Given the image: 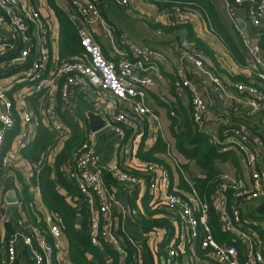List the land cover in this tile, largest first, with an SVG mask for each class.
Returning <instances> with one entry per match:
<instances>
[{
    "label": "built area",
    "instance_id": "built-area-1",
    "mask_svg": "<svg viewBox=\"0 0 264 264\" xmlns=\"http://www.w3.org/2000/svg\"><path fill=\"white\" fill-rule=\"evenodd\" d=\"M100 1L119 6L130 3V0H0L2 171L7 170L11 158L35 138L37 113L43 115L44 124L51 130L66 135L67 127L57 109L58 103L75 118L77 90L95 94L101 99L106 127L121 139L118 153L122 159L106 167L101 165L89 137L76 147L73 162L65 170L66 178L87 198L90 243L100 248L106 245L122 259L127 254L124 234L137 250L136 264H143L138 239L134 235L127 236L121 225L115 226L111 221L112 207L118 200L104 179V173L108 172L130 195L144 190L149 204L157 205L167 216L171 229L164 237L160 264H264V245L250 225L251 220L244 221L237 203L239 197H264L259 137L242 126L225 132V140L238 154L244 171L242 175H235L229 167H224L218 176L219 182L211 187L207 198L198 193L171 153L160 158L164 162L140 158L137 141L149 124L159 128V119L145 99L146 89L154 84L155 78L161 77L156 62L162 55L121 35L119 45L112 44V58L107 59L95 40L101 28L107 34L111 31L100 12ZM54 7L62 9L75 27L81 47L77 58H61L58 54ZM224 8L239 33L237 11L240 8H244L249 25L259 27L264 20V0H224ZM240 35L252 56L251 68L258 70L259 78L264 80L261 58L264 51L256 44L250 45L245 36ZM182 44L189 47L185 42ZM179 55L173 85L177 96H189L190 114L195 124H203L208 103L196 80L188 76L183 59L190 61L194 69L209 80L213 92L220 98H229L232 90L246 93L247 98L236 100L244 102L250 114L261 115L264 129L263 91L243 82L223 83L205 67L199 51L180 50ZM130 57L137 60L136 64ZM17 119L25 128L7 146V135L15 129ZM128 129L131 131L126 138ZM178 174L188 183L189 190L179 187ZM211 208L221 231L231 234L232 243L221 244L215 240L210 227ZM119 214L137 224L136 208L120 207ZM43 222V229L29 224L26 231L21 222L17 223L1 244L3 264L16 263L19 244L29 250L32 264H60L57 240L62 236L61 229L50 213ZM105 259L110 262V258Z\"/></svg>",
    "mask_w": 264,
    "mask_h": 264
},
{
    "label": "trees",
    "instance_id": "trees-1",
    "mask_svg": "<svg viewBox=\"0 0 264 264\" xmlns=\"http://www.w3.org/2000/svg\"><path fill=\"white\" fill-rule=\"evenodd\" d=\"M144 1L154 6L158 12L165 16L169 23V25L161 23H150V25L167 34L177 31V39L179 40L177 45L182 47L178 49L179 53L180 50L199 51L204 58L205 67L214 74H217L220 80L227 84L219 75L222 72H227L221 68L215 52L205 41L196 36L187 19L188 13H200L210 32L222 42L233 61L240 67H246L249 72V75L246 76L241 74L229 75V78L238 82L252 84L259 91L264 92V80L259 78L258 70L251 68L248 46L241 37L239 30L232 23L227 24L221 20L218 8L213 0ZM53 10L58 29V54L61 58H77L81 52V47L75 27L62 9L54 7ZM249 29L256 36L255 44L257 47L264 51V20L259 27L249 25ZM181 35L183 36L182 39L180 38ZM182 42H185L189 47H185ZM206 58L211 62L209 65L205 61L207 60ZM184 66L186 67V65ZM186 72L190 78H193L188 71ZM173 81L174 77L172 75L170 84L171 93L174 95L172 96L173 100L170 103L164 104L168 119L169 140L157 136L155 142L147 150L143 149V143H139L137 155L140 158L164 162L158 154L171 153L177 158L179 166L186 172L187 177L192 180L194 188L201 196L207 198L211 187L219 182L218 176L224 171L223 165H227V167L233 170L235 175H242L243 173L238 154L231 148V145L228 144L229 142L225 140L227 136L225 132L233 127L242 126L240 125L242 123L244 125L242 127L249 129L253 135L259 137L260 143H262L261 162L264 165V129L261 115L256 114L257 117L246 121L242 114L243 103L234 100L227 107L228 114L218 115L213 120H208L206 114L203 124L199 126L191 118L190 105L188 103L183 105L180 102L179 99L181 98L176 94ZM234 92L240 99L247 98L246 93L237 90ZM61 107V103H58L57 109L67 127L66 135H59L44 123H41L37 127L33 141L19 151L27 161L32 164H38V172L32 175L30 179L31 184L38 187L41 202L49 212L53 213L54 220H56L62 235L67 240V258L69 263L107 264L103 255L104 253L109 256L110 264H121V262L123 264H136L137 250L124 234H122L123 243L125 244L127 254L122 259L106 245L100 248L99 245L90 243L88 201L79 192L77 187L65 177L64 172L73 162V153L76 147L81 142L89 140V134L86 131L87 119L85 110L92 107L86 104L83 109H79L75 105V118L70 115L68 109ZM212 122L218 125L215 135L209 130ZM237 122H240V124ZM79 124L83 125L82 127L84 128H81ZM129 133L130 129L126 131V138L129 136ZM9 138L10 135H7L6 143ZM192 167L196 168L197 171L193 172ZM1 170L0 164V175ZM104 174H107L106 177L110 180V183L117 185L116 180L110 173ZM53 176H55L56 181L52 178ZM178 176L179 187L189 190L188 183L184 181L181 175L178 174ZM106 177L104 175V179ZM18 178L20 181L19 200L29 210L31 209L30 203L32 198L28 194V187L21 182L22 178L20 174H18ZM107 184L109 183L107 182ZM66 194L68 198L65 197ZM135 197V193L131 195L128 193V202L132 206L137 205ZM237 203L241 215L245 218L244 221L248 222L251 220L250 225L264 245V197L259 199L239 197ZM76 205H79V212L82 216L80 230H77L75 225ZM141 206L143 210L137 211L135 217L137 224L135 225L131 222L137 232L134 237L138 239L141 246V259L143 264H160L161 252L165 245L164 237L169 233L171 225L165 213L157 205L149 204L147 193H144L141 198ZM210 212V227L215 240L221 244L223 242L232 243L231 234L221 231L212 208ZM32 223L40 229L45 227L43 221H37L35 218L32 219Z\"/></svg>",
    "mask_w": 264,
    "mask_h": 264
},
{
    "label": "crops",
    "instance_id": "crops-1",
    "mask_svg": "<svg viewBox=\"0 0 264 264\" xmlns=\"http://www.w3.org/2000/svg\"><path fill=\"white\" fill-rule=\"evenodd\" d=\"M139 1L142 2V0H130V3H129L130 5L129 6L127 5L128 7L125 6L126 9L130 10L132 19L135 20L133 24V28L137 30V32H134L135 35L125 34L128 36H124L123 34H121L123 32L120 31V29H117L116 26L112 23V21H110L102 13V10H100L101 14L104 17H106V19L109 21L110 24L108 23L107 25L110 27L111 31L109 34H107L101 28L100 34L97 35L95 40L100 45L102 52L107 59L112 58L111 56L112 44L114 46H118L119 36L121 35L124 37H127L128 39L134 42L137 41L135 43L139 45L148 47L152 50H156L160 52L162 55V58L158 62H156V66L159 69L161 77L155 78L154 84L146 89V99H145L147 106L157 115L159 119V128L156 129L155 127H153L152 124H149L148 128L144 131V134L142 136L143 138L140 137L139 140L137 141L138 144L143 143V149L147 150L155 142V139L157 136H160L163 139L169 140L168 119H167V113H166V108L164 104L170 103L173 100L172 96L174 95H172L171 93L170 80L173 75L177 61L180 59V55L178 51L179 46L177 45L178 44L177 42L179 41L177 39L178 38L177 31H173L172 33L167 34L160 29L153 28L150 25V23H161L163 25H169V23L167 19L165 18V16H163L160 12H158L156 8L148 2H146V6L145 4L142 6L144 7V9H146V11H150L152 14L150 13L151 14L150 16L148 13H146L148 16L139 15L138 14V12L140 11L139 4H141V3H138ZM222 1H223V6H224V0ZM101 2L102 1L99 2V5H98L99 8L101 5L100 4ZM189 14L190 13H188L187 15V19L189 20V23L191 24L192 29L195 32L196 36L200 37L203 41H205L207 45L215 52L216 56H218L217 52L212 46V43L214 41L216 43L218 42L219 46L224 48L227 51V49L222 44V42L212 33L210 35L211 41H206L200 35L198 31V28L200 26L199 20L195 19L194 21H191L192 19L189 17ZM192 15H194L193 17H195L197 13H192L191 16ZM237 17L238 19H242L245 24L242 29L240 28V34H243L245 36L246 41L250 45H254L256 43V36L254 33L250 31L249 24L247 23V21H245L244 8H240L237 11ZM180 38L182 39L183 36L181 35ZM228 56H229V61H230L228 66L232 67V69L234 70L233 73H231L229 69H224L221 65V62L217 59L221 68L227 72V73L222 72L219 74L221 79L224 82L228 84L236 82L235 80H232V78H229V75L231 76H233L234 74L239 75V73L241 72H242L241 75H245V76L249 75V72L246 69V67L238 66L233 61L229 53H228ZM249 57H250L249 59V62H250L252 59L251 54H249ZM261 58L264 61V58L262 56ZM130 59L132 62L136 64L137 60L135 58L130 57ZM183 65H186V67L185 66L184 67L187 69L190 75L196 80V82L200 86L207 100L208 120L209 119L213 120L218 115L228 114L227 107L230 105L231 101L236 100L235 99L236 97L237 99H240L238 98L234 90L231 91L232 96H230L229 98H223V97L220 98L216 93L213 92L209 80L206 77H204L200 72H198L196 69H194L190 61H188L187 59H183ZM179 100L183 105L187 103L190 105L189 96L187 94H185V96L181 97V99ZM154 101L156 102L155 104H154ZM236 101L239 102L238 100ZM86 104L90 105L92 108L85 110V113L86 111H89V110L99 113L104 117L106 121L107 118L106 116H104L105 114L101 106L100 97L95 94L84 93L83 90H77L76 107H78L79 109L81 108L83 109L84 105ZM242 107H243L242 114H243L244 119H246V121L257 117L256 114L255 115L250 114V109L244 102H243ZM36 123L38 125L41 123H45L43 119V115L39 113L36 114ZM237 123L240 124V122H237ZM228 124H231V123H228ZM239 124H235V125H239ZM210 125L211 126L209 127V130L215 135L218 129V125H215L214 122H212ZM240 125L244 126L242 123ZM82 126L81 128H84ZM24 128L25 127L23 123H21V121L17 119L15 129L12 130L8 134L10 135V138L7 142L8 143L7 146H9V143H11L12 138L16 136L21 129H24ZM86 131L88 132L89 137L93 140L95 150L97 154L99 155V161L101 165L106 167L110 165L111 163H113L114 161H121L122 158H119V153H118L119 145L121 144V139L118 137V135L114 131H112L110 128L105 126L104 128L91 133L89 130L88 124H87ZM158 156L160 158L163 157L162 154H158ZM37 165L38 164H32L29 161H27L23 157L21 152H18L14 155L13 158H11L9 168L7 170H3V171L1 170V175H0V264H3V261H4V254L2 252L1 244L5 241L6 237L10 234V232L17 227L18 222L22 223L24 227L23 231H26L27 226L29 224H33L32 223L33 218L37 219V221H43L44 219H46L48 213H50L53 219L55 218L53 213L49 212V210H47V208L41 202L38 187L31 184L30 179L32 175L38 172ZM242 170L244 171V169ZM18 174H20L22 178L21 182H23L28 187V194L32 198V201L30 203L31 209L29 210L27 209V207L23 206V204L19 200L20 181L18 178ZM104 175L106 177L107 174H104ZM52 178L54 179V181H56L55 176H53ZM105 180L109 183L108 184L109 188L115 192L117 200H118L117 204H115L112 207L111 221L113 222V224H115V226L121 225V228L124 230V233L127 236L135 235V233H137L136 229L133 227L130 220L123 219L121 217V215L119 214V209L120 207H126V208L136 207L138 212L140 210H143L141 206V198L144 195L143 193L144 190L139 191V192L137 190L134 192L136 194L135 202H137L139 199L140 204H138L137 202L136 206H132L128 202V192L125 187L120 186L118 184L114 185L110 183V180L107 177L105 178ZM9 189H12L14 191V195H15L14 203H7L4 201L5 194ZM65 197L68 198V195L66 194ZM75 211H76V216H75L76 229L80 230V223L82 221V216L79 212V205H76ZM57 245H58V248H57L58 254L61 258L60 264H71L69 263L68 258H67V240L63 235L57 240ZM103 255L105 256V258H109L104 253ZM106 262L107 264L108 263L110 264L109 261L106 260ZM15 264H32L29 250L26 249L21 244L18 245L17 260Z\"/></svg>",
    "mask_w": 264,
    "mask_h": 264
},
{
    "label": "rangeland",
    "instance_id": "rangeland-1",
    "mask_svg": "<svg viewBox=\"0 0 264 264\" xmlns=\"http://www.w3.org/2000/svg\"><path fill=\"white\" fill-rule=\"evenodd\" d=\"M214 3L216 4L217 8H218V12L220 15L221 20L224 23H231L230 20L228 19V16L226 14L225 8L223 6V1L222 0H213ZM141 3L139 4V9L140 11L138 12L139 15H146L148 16L146 13L149 14V16L152 14L150 11H146V9H144V7L142 5L145 4L146 6V2L142 0V2H138ZM100 10H102V13L110 20L112 21V23L116 26L117 29H120V31H122L124 36H128L125 34H132L135 35L134 32H137L136 29L133 28V24H134V19H132V15L130 14V10L126 9L125 7L119 6V5H115L111 2L108 1H102L100 3ZM130 4H128L129 6ZM126 6V7H128ZM151 13V14H150ZM195 13V12H193ZM192 13L189 14V17L192 19L191 21H194L195 19L199 20V28L198 31L200 33V35L206 40V41H211V32L208 30V28L206 27V23L203 20V17H201L202 15L200 13H197V15L195 17H193L194 15L191 16ZM199 14V16H198ZM201 15V16H200ZM103 16V15H102ZM106 17L103 16L104 20L107 22V24L109 23V21L106 19ZM139 17V16H138ZM140 18V17H139ZM110 24V23H109ZM130 37V36H129ZM242 37V36H241ZM137 42V41H135ZM213 48L215 49V51L217 52V59L221 62V65L224 69H229V71L231 73H233V69L232 67H229V56L227 51L220 47L218 42L216 43L215 41L212 43ZM207 60L206 63L207 65H209L211 62L209 61L208 58H206ZM247 69V68H246ZM236 73V72H234ZM242 73V72H241ZM239 73V74H241ZM235 75V74H234ZM162 101V100H161ZM156 102L154 101V104ZM150 104V103H149ZM152 107V106H151ZM224 167H226L227 165H223ZM222 166V167H223ZM193 170V172H196L197 169L192 167L191 168ZM231 172V171H230ZM138 204L139 203V199H138ZM136 202V204H137ZM120 226V225H119Z\"/></svg>",
    "mask_w": 264,
    "mask_h": 264
},
{
    "label": "water",
    "instance_id": "water-1",
    "mask_svg": "<svg viewBox=\"0 0 264 264\" xmlns=\"http://www.w3.org/2000/svg\"><path fill=\"white\" fill-rule=\"evenodd\" d=\"M237 23L241 29L245 25L242 19H237ZM85 116H86L87 124H88L89 130L91 133L96 132L97 130H100L106 126V121L104 117L99 113L89 110V111H86ZM4 201L7 203L15 202V195L12 189H9L6 192Z\"/></svg>",
    "mask_w": 264,
    "mask_h": 264
}]
</instances>
